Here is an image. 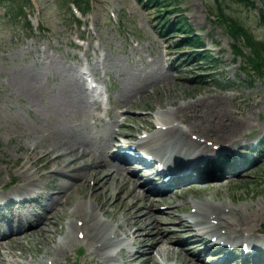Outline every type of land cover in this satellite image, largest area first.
<instances>
[{"label":"rangeland","instance_id":"rangeland-1","mask_svg":"<svg viewBox=\"0 0 264 264\" xmlns=\"http://www.w3.org/2000/svg\"><path fill=\"white\" fill-rule=\"evenodd\" d=\"M32 1L37 12H40V17L44 23L43 26L51 30V34L56 40L63 43L56 44V46H60V50L64 51L68 40H70L68 35L78 32L71 19L73 16H68L66 12H61V9L65 8L61 0ZM220 1L224 14L242 24L253 37L259 40L264 39V22L260 19L257 9L245 4H238L234 1L231 2V0ZM252 1L264 10L262 4L264 0ZM90 3L93 9L82 18L84 22L82 29L97 31L99 35L98 40L101 41L102 49L106 53V62L104 61L106 70H108L109 75L111 71L113 74L106 81L111 85L113 91L115 112L119 109H126L125 117L130 120L134 115V111H142L144 113L149 111L153 114L164 113L193 103L196 105L198 114L201 115V111L203 112L201 107L203 102L212 101L213 105L208 104L212 116H217V111L227 110L230 115L232 113V117H234L233 115L239 117L240 114H247L253 108L252 122L254 121V125L240 130L237 132L238 134L242 132L246 136L253 132L258 134L264 132V109L260 108V106L264 105V100L261 99V94L264 93V79L255 77L250 80L243 78L242 82L238 81L237 78L240 77V73L237 72V68H239L240 58L234 60V55L231 51V43L233 41L222 32L221 26L216 21L215 24H211L214 32L210 35V38L219 42L222 52L218 57L220 62L216 63L213 69L214 71L224 72L218 80H221V85H224L228 79V83L225 86L227 90H232V92H222L223 88L217 86L213 79L204 84H196L189 75L191 73V69L189 68L187 71L181 73L179 78L168 77L167 81L163 83L156 82L153 85H148L147 80H141L140 86H145V91L129 96L130 92L139 83L136 79L145 78L147 72L140 71V67L134 66L133 58L129 55L127 46L131 44V40L138 39L144 44L150 43L147 50L158 54L159 50H155L156 46L153 45V42L160 48L162 45L160 41H157L156 34L158 33L153 32L156 20L153 17L157 16V13H155L157 9L146 10L139 4V0H90ZM166 3L169 5L168 8L170 6H176V8L188 6L184 12L181 11L180 15L187 17V22L193 30L200 26L208 27V22L211 21L212 15L207 10L208 7L210 8L212 0H167ZM106 7L117 13L119 18L118 24L112 23L109 20ZM199 8L200 11L198 10V13L201 12L199 19L193 18V20L188 16L190 12H195ZM2 11L0 9V187L4 186V188L8 187L10 189L14 187L15 183L20 185V181L24 179V177H21L22 173H24L20 168L21 163L26 161V157L33 159V156H28V154H32L31 151L33 150L40 151L46 141L44 139L57 133L63 135V132L68 131H74L78 135L85 134V130H89V127L84 124L87 123L92 128L95 118L87 107L86 100L81 92L82 88L71 81V79H74L70 77L69 73L66 74L57 68L55 80L50 81L45 78L43 72L49 69V64L45 62L53 58L55 55L51 57V54H54L56 51L48 50L43 52L42 50L29 47L32 44L33 38L28 37L21 29L14 28L3 21L1 19ZM34 34L38 35L39 32L34 31ZM169 35L171 34L161 36V38ZM41 38L44 39L48 47V38L45 36ZM39 44L44 43L42 40H39ZM156 68L157 66L154 64L149 72L159 71ZM38 78L42 82V93L41 86L35 87L32 82L34 79L38 81ZM231 85H234V87ZM30 92L35 93L33 103L29 98ZM206 102L203 104L204 106ZM84 104L89 112V115L86 116H82ZM214 118L211 119L213 120ZM149 120L152 121L154 118L151 117ZM208 120L210 118L207 119V122ZM79 121L81 129L76 128ZM68 127L69 130H67ZM223 135L226 134L216 132L212 137L216 141L223 142L224 140V143H226L225 141H229L228 138L232 134L228 138ZM206 140L210 143L214 142L210 138H206ZM55 155H52L51 158L53 159ZM69 161L70 158L65 159L63 168H66ZM85 162L87 160L84 158L76 161L79 165H83ZM45 163L41 159L36 164V167L42 173H46V169L42 167ZM25 165L32 172L36 168L33 162L26 161ZM73 165V163H70L68 167H72ZM87 179L88 177L73 189L71 204H76L75 201L81 200L80 195L88 192L89 181L94 183V180ZM95 180L99 181V178L97 177ZM108 180H110L108 181V185L105 189L103 188L105 193L100 192L98 194L102 200L104 196L109 198L105 202V211L109 213L103 217V214L98 212V216L103 222L109 223L112 229L117 227L116 231L120 233V237H125L128 233L126 231H130L128 230L129 228L133 229L129 225L133 219H127L126 217L128 216L127 212L130 207L128 203L130 199H127L126 202L123 199L125 196L122 191L117 188L120 194H116L118 191L114 188L116 187L114 178H109ZM130 188L131 185L129 186ZM85 199H88L87 195ZM194 199L199 200L198 205L201 204L203 199H210L212 202L224 206L227 211L229 209L238 210L241 206L245 207L252 204L250 206L251 211L256 213L255 209L264 206V145L262 151H260L259 162L246 171V173L224 180L192 185L187 191H184V193L172 200L185 204L189 200L194 201ZM29 212L36 213L31 208ZM69 212L70 208L68 206L65 212L59 211L54 215H57V223L55 228L52 229L53 233L50 234L53 242H56L58 235H60V239H63L66 227L71 222L68 215ZM184 212L188 213L189 207L170 209L169 216L159 218L162 223L160 225L161 230L165 232L169 230V227L174 226L167 223L174 218V214L172 215V213L181 214ZM140 213L138 212V214ZM110 215L114 216V218ZM134 215L136 213H131V217H134ZM77 222L82 224V221L77 220ZM121 222L124 224L123 229L122 227H118L121 225ZM250 225L252 224L250 223ZM111 231L113 232L114 230ZM130 236H128V240ZM79 246L77 244L73 248L74 253ZM45 247L49 248L50 246L44 245L39 232L27 234L25 238L21 239L19 247L12 245V254L20 256L19 259L15 256L16 259L13 262L8 261L6 264H19L18 262L30 264V260H45L48 264H52V261H48L47 256L44 254ZM20 248L25 251V255H21L22 250ZM127 250L131 251L132 249H126V252ZM83 251V256L79 259L78 255L71 257L66 255L64 258L63 256L60 257L57 264H83L87 262L90 256L88 255L86 246H83ZM0 253L3 259H7L5 258L7 256L4 255L3 249H0ZM49 256L53 257L54 253H49ZM91 256L94 257V255ZM123 256H125V251L119 254L118 257H121L123 260ZM155 256L157 257L154 262L158 261L159 257L158 255ZM169 256H172V253H169ZM96 260L97 257H94V261ZM99 261L98 264H100ZM174 261L173 259H169L166 262L173 263ZM182 262L186 264L185 260ZM191 264H195V262H191Z\"/></svg>","mask_w":264,"mask_h":264},{"label":"bare ground","instance_id":"bare-ground-1","mask_svg":"<svg viewBox=\"0 0 264 264\" xmlns=\"http://www.w3.org/2000/svg\"><path fill=\"white\" fill-rule=\"evenodd\" d=\"M31 95L34 96V93L32 92ZM261 99L264 100V93L261 94ZM203 104L201 106L203 112L200 110L202 113L201 115H198V113L196 112V105L193 103L189 105H184L178 110V112L176 113V118L186 122L188 130L174 128V133L177 134L175 139L178 141L182 140V142H171L170 139L167 138L163 141L162 147L171 146L172 149L176 152H184V156H192V154H194L196 150L202 151L206 148V146L202 144L199 140H191L189 135L190 133H197L201 135V137L210 138L215 142L216 140L214 139V137H212L214 136V133L223 132L226 134L223 135L226 138H228L229 135L232 134L228 138V140L230 142H233L237 137H240L242 135V133L238 134L237 132L243 129L250 128L254 125V121L252 122V110H249L247 114H240L239 117L235 115H233L234 117H232V113L230 115L228 113L229 111L227 110H221L220 112L217 111V116H212L210 114L211 110H209L208 108V104L213 105L212 101H207L205 106ZM260 108L264 109V105L260 106ZM204 109L206 110V112ZM209 118L210 120H208V125L207 119ZM211 118L214 119L212 120ZM197 123L198 125H196ZM169 127L171 126H168L167 129L163 133L157 135L155 139L159 138L160 136H163L166 132H168ZM216 142L224 143V140L223 142ZM105 146L107 149H112L114 147V143L110 142L109 144H105ZM153 149L155 150V148ZM59 150L63 152H59ZM189 151L192 153H190ZM104 152L105 151L101 147H95L94 145L90 144L85 140H78L68 136H58L52 139L48 143L47 147H43V150L40 153L32 154L35 160H32L31 157H27L26 161L33 162L36 166V162L38 160H41L47 156H51L57 153L52 160L48 159L47 163H45L43 167H51V169L47 171V178L51 176L55 177L56 182L53 184V190H56L55 193L58 196H50V199H52L53 203L50 209L46 212V215L43 216L40 220H37V217H31L27 212H14L12 217L14 219L18 218V232H13L15 230V226L9 224L10 234L4 237H0V248L7 251L11 250L12 244L13 246L19 245L20 238L25 234L24 228L22 229V225L25 221H28V224H30L33 228V230H31L30 232L33 233L35 229L40 232L41 237L44 238V244L46 246L53 243V241L47 239L48 235H46L45 233L46 231L44 229V226H49L48 233L51 232L50 226L51 228L55 227L56 220L52 217V213L55 210H61L62 207H56L58 197L60 196L59 199L69 197L71 189L73 187H76L77 184L82 183L81 180L86 179V177L91 176L93 179H95L96 176L101 175L100 182H102V184L106 186L105 183L107 182L108 178L118 174V168L116 167V165L109 164L103 159ZM72 157L74 158L71 159ZM66 158H70V161L67 166L72 161L75 166V162L78 161L80 158H84L87 160V162H85L82 166L79 165L74 167L73 171H76L79 175H70L64 170L63 162ZM25 163H21L20 165V168L24 172L23 175L25 178L24 180L20 181V187L18 190H16L20 193L32 192L33 190L38 189L39 187L45 184V182L40 181V179L43 177V173L38 168H35L33 172L29 171V167H27ZM110 167H113V170L107 171ZM67 180L71 181L72 183H69ZM129 180L131 179L128 178L127 181L118 182L116 186L122 191L123 194L126 195L128 199L133 197L134 194L133 187L131 190L126 189V182H128ZM143 192H145L144 189L140 193V196L136 198V201L131 206V209H135L134 207H138L137 210H140L144 206H148L149 211L146 213V216L143 219L138 220L140 225L133 224V234L136 240L140 239L142 242H148L141 255L145 256L146 258L144 264H150L151 261L155 259L153 251L159 254L161 248H165V246H163L162 244H168L169 241L167 239L168 237L166 236V234L163 233L160 227L158 226L157 222L159 221L154 218L155 214L151 212L152 209L149 195H143ZM143 196H145L144 203L141 201V198ZM250 206H252V204ZM250 206H238V210L229 209L227 212L224 211L225 207L220 206L219 204L213 205L205 203L204 205H201L199 207L193 206L194 208L198 207L197 209L199 211L191 213L186 218V221L188 222L187 230H190L191 228H193V230H196V233L191 234L189 239L199 240L201 233L209 234L208 228H211L212 226H214L216 232L221 235L223 234L219 231L220 228H224L227 230H232L236 228L238 232L243 229L247 233H251L252 229L256 226L257 223L264 221V206L255 209L256 213L251 211ZM95 210L96 209L94 205L88 207L86 204L82 203L73 207V209L69 213L70 217L80 218L83 221V224L80 228H78L77 225L73 222V220H71V223H69L67 231L65 233L66 240L62 243L53 244L51 246V250L54 253V257L65 255L66 248L76 242L75 231L77 229H81L85 232L86 243L93 246L98 251L104 250L105 234L103 233V230L101 229L100 225L95 220ZM128 216L131 217V213H128ZM147 218L153 219L149 223H144ZM50 219H52L51 222L49 221ZM250 223L252 225H250ZM130 229L131 228H129L128 230ZM177 231L182 232L183 227L178 226ZM218 238L221 240L223 237ZM180 241L181 240H179L178 243H180ZM164 250L166 251V249ZM173 250H177V248L175 247ZM179 250L180 246H178V251ZM49 253L50 251L47 248L45 250V255L48 257ZM8 254L10 255L9 252ZM105 254L108 258L111 257L107 254V252H105ZM182 255L184 254L182 253ZM186 260L187 263H190L189 258L186 259L185 257V261Z\"/></svg>","mask_w":264,"mask_h":264},{"label":"trees","instance_id":"trees-1","mask_svg":"<svg viewBox=\"0 0 264 264\" xmlns=\"http://www.w3.org/2000/svg\"><path fill=\"white\" fill-rule=\"evenodd\" d=\"M237 30L239 31V34L234 32L232 33V36L235 37L236 40L244 42L245 47L249 52L247 64L249 67L252 66L254 70L258 71V67H264V44H262V42H256L251 38H244L242 34L243 31H240V28Z\"/></svg>","mask_w":264,"mask_h":264}]
</instances>
